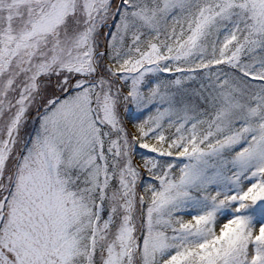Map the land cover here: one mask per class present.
Wrapping results in <instances>:
<instances>
[{
  "label": "snow or ice",
  "instance_id": "obj_1",
  "mask_svg": "<svg viewBox=\"0 0 264 264\" xmlns=\"http://www.w3.org/2000/svg\"><path fill=\"white\" fill-rule=\"evenodd\" d=\"M0 264H264V0H0Z\"/></svg>",
  "mask_w": 264,
  "mask_h": 264
}]
</instances>
